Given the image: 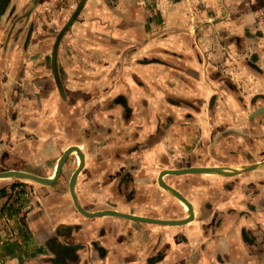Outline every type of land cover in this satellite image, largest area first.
Here are the masks:
<instances>
[{"label": "crops", "instance_id": "crops-1", "mask_svg": "<svg viewBox=\"0 0 264 264\" xmlns=\"http://www.w3.org/2000/svg\"><path fill=\"white\" fill-rule=\"evenodd\" d=\"M76 1L0 0V173L103 214L0 179V264H264V0Z\"/></svg>", "mask_w": 264, "mask_h": 264}, {"label": "water", "instance_id": "water-1", "mask_svg": "<svg viewBox=\"0 0 264 264\" xmlns=\"http://www.w3.org/2000/svg\"><path fill=\"white\" fill-rule=\"evenodd\" d=\"M72 151H76L79 158H80V166L77 168V170L74 172V174L72 175L71 177V181H70V193H71V196L74 200V205L75 207L78 209L79 212H81L82 214H84L85 216H88V217H92V216H100L102 215L103 213H96V214H88L86 212H84L80 207L79 205L77 204V202L75 201V196H74V191H73V188H72V185H73V182L75 180V177L78 173V171L81 169V165H82V155L80 154V152L78 151L77 148H74V149H71V150H66L64 152V154L62 155V157L60 158L59 162H58V167H57V171H56V175L54 177L53 180H47V179H42V178H39V177H36L34 175H31V174H27V173H22V172H3V173H0V179H18V180H28V181H31V182H35V183H38V184H42V185H50L52 184L56 178L59 176L60 174V171H61V168H62V165L64 164V161L66 160V158L68 157V155L70 154V152ZM202 171H207L206 169H198V168H190V169H185V170H177V171H171V172H168L167 174H187V173H198V172H202ZM210 171H214V172H217L215 170H210ZM161 187L163 189H167L169 190L170 193H172L174 196H176L177 198H180L182 200L185 201V199L179 194L177 193L175 190H173L172 188L168 187L166 184L162 183L161 182ZM187 206L190 210V206L189 204L187 203ZM153 221V220H151ZM153 222H157V221H153ZM185 221H182V222H165V221H159L158 223H161V224H183L185 223Z\"/></svg>", "mask_w": 264, "mask_h": 264}, {"label": "rangeland", "instance_id": "rangeland-1", "mask_svg": "<svg viewBox=\"0 0 264 264\" xmlns=\"http://www.w3.org/2000/svg\"><path fill=\"white\" fill-rule=\"evenodd\" d=\"M86 1L87 0H77L76 1V3H75L76 6L73 9L74 10V18H72L70 21H68V19H67V21L65 23V27L63 28V30H61L62 33H61L60 37L62 35H64L72 27V25L75 24L76 21H78V16L80 15ZM104 1H105V4L107 6L112 7V8H116L118 6L120 0H104ZM58 39H60V38H58Z\"/></svg>", "mask_w": 264, "mask_h": 264}, {"label": "bare ground", "instance_id": "bare-ground-1", "mask_svg": "<svg viewBox=\"0 0 264 264\" xmlns=\"http://www.w3.org/2000/svg\"><path fill=\"white\" fill-rule=\"evenodd\" d=\"M71 149H74V148H69L68 150H71ZM75 154H76V151H75ZM77 156V155H76ZM57 167H58V165H57ZM57 167L55 168V172L57 171ZM54 172V173H55ZM168 172H171V171H163L162 173H161V176L163 177L165 174H167ZM55 175H56V173H55ZM162 182V181H161ZM163 183V182H162ZM166 191H168L169 192V190H167L166 189ZM172 194V193H171ZM176 197V196H175ZM177 198V197H176ZM178 199V201H179V203L185 208V210H189V208H188V206H187V201L185 200H182V199H180V198H177Z\"/></svg>", "mask_w": 264, "mask_h": 264}]
</instances>
